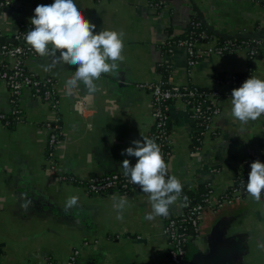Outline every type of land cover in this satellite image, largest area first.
Listing matches in <instances>:
<instances>
[{"label":"crops","instance_id":"1","mask_svg":"<svg viewBox=\"0 0 264 264\" xmlns=\"http://www.w3.org/2000/svg\"><path fill=\"white\" fill-rule=\"evenodd\" d=\"M51 4L54 0H50ZM158 9L150 0H75L86 19L101 30L124 32L123 62L102 74L97 91L89 94L80 84L68 90L66 81L76 66L58 64L50 71L41 65L50 57L28 61L29 70L56 78L61 98L57 112L31 89H24L21 105L26 119L9 128L0 125V263L68 264L71 254L80 251L78 264H172L163 216L147 220L151 212L148 194L88 193L81 184L62 180L47 157L49 133L46 123L62 122L56 161L66 174L84 180L95 174L124 171L122 161L134 166L137 158L122 155L132 141L150 137L154 127L151 93L143 86L163 78L162 64L171 66V84L211 87L223 90L219 76L246 73L264 80V58L250 60L245 48L227 54L205 53L193 67L187 51L175 46L167 52L164 42L190 31L197 17L212 32L210 42L226 39L217 35L199 18L204 14L220 33L239 35L260 31L264 45V0H163ZM47 0H36L22 12L0 14V35L8 41L15 36L18 22H30L34 10ZM12 43V42H10ZM209 43L202 45L205 50ZM59 54V53H57ZM85 94L94 109L82 116L75 108L77 97ZM221 112L214 120L217 136H208L200 146L193 144L196 121L184 101H174L170 115L169 167L184 188L213 189L212 201L233 182L246 159L264 163V117L241 124L231 114V97L220 101ZM11 108L10 91L0 85V109ZM78 205L65 209L69 197ZM126 196L128 206L117 219L113 196ZM181 210L179 201L173 205ZM238 245L228 264H264V196L256 202L249 194L220 207L209 208L201 218L197 236L187 250L209 252L218 242Z\"/></svg>","mask_w":264,"mask_h":264},{"label":"built area","instance_id":"2","mask_svg":"<svg viewBox=\"0 0 264 264\" xmlns=\"http://www.w3.org/2000/svg\"><path fill=\"white\" fill-rule=\"evenodd\" d=\"M50 4L51 1L47 0L46 5ZM150 4L158 9L166 6L163 0H150ZM0 7H7L8 9H12L11 13H15L17 9L22 7V0H0ZM18 27L19 29L15 31V42L0 45V85H6L9 88L11 102L10 110L5 111L0 109V125L6 127H14L17 123L26 119L21 105V96L24 89H31L35 97L46 102L57 112L61 108V98L55 76H41L28 69V61L41 56L25 40L27 31L30 30L26 27V23L21 22L18 24ZM204 27L201 21L194 19L190 31L184 37L171 38L164 42L163 45L167 52H172L175 46L184 47L188 54L189 65L192 67L199 62L205 53L227 54L236 49L245 48L248 56L255 58L259 53V49L263 47V42L260 39H225L222 42L219 41L212 44L210 42L211 37ZM200 39L207 40L206 43H209L205 50H202L204 42H201ZM235 40H242V43L236 44ZM250 40H255V45H252ZM251 70L249 69L244 73L243 77L237 74L227 75L226 78L217 79L216 82L223 89V93L231 97L233 90H231V87L233 86L234 89L239 88L246 79L253 76ZM143 86L150 91L152 96L154 127L149 138L155 139L156 143L160 146L163 159L168 167V148L171 146L168 122L170 121L169 109L172 100L184 101L188 105L190 114L196 122L197 118H203L205 129L200 133L201 136L205 135V137H208L216 133L217 129L214 127V120L221 112L220 101H222L218 98L219 92L217 90L205 95L206 101L208 103L211 101L212 104H209L207 106L208 109L204 110L203 106L206 103L192 104L190 101L191 97H195L198 94L195 86L190 87L189 85L180 86L175 84L166 86V82L162 79L146 83ZM75 108L84 117L92 113L94 106L89 98L83 94L77 97ZM262 116L264 117V114ZM45 125L49 133L47 157L51 161L50 167L58 173L62 180L77 182L84 186L85 190L91 194L141 191L137 185L131 182L130 177H125L124 171L95 174L84 180L74 179L66 174L62 165L56 161V149L61 139V119L58 116L57 119L48 121ZM256 160L259 159L252 157L244 161L243 165H246L248 174L251 171V163ZM168 174L172 175L170 167ZM243 178L241 174H237L233 183L218 196L215 205L212 204L213 189L210 186L211 191L202 194L201 200H194L189 195L181 193V196L177 200L180 203L181 210L175 212L173 206H171L169 214L163 217L165 232L169 240L167 252L172 264H186V243L192 238L187 225H191L193 231L199 233L201 218L206 210L220 207L224 203H233L248 194L246 191L247 182ZM262 196H264V193H262ZM79 256L80 251L76 249L71 254L68 264H78Z\"/></svg>","mask_w":264,"mask_h":264},{"label":"clouds","instance_id":"3","mask_svg":"<svg viewBox=\"0 0 264 264\" xmlns=\"http://www.w3.org/2000/svg\"><path fill=\"white\" fill-rule=\"evenodd\" d=\"M30 23L34 27L27 31L26 42L39 56L51 58V63L41 65L44 71L58 64L76 66L74 75L66 81L68 90L83 84L89 94L96 92V81L101 75L114 72L118 62L124 60V32H96V25L85 18L75 0H54L50 5H37ZM231 114L241 124L256 121L264 114V80L250 76L239 88L232 90ZM132 144L134 147H128L121 154L134 156L137 162L132 166L128 159L123 160L124 175L148 194L151 212L145 219L166 217L181 196L183 184L178 177L168 174L169 167L155 139L143 137L142 141L134 140ZM250 167L246 191L259 202L264 193V163L256 160ZM113 200L116 218L122 220L128 198L114 195ZM78 201L76 195L69 197L64 210L67 212L77 206ZM258 246L264 248V242Z\"/></svg>","mask_w":264,"mask_h":264},{"label":"trees","instance_id":"4","mask_svg":"<svg viewBox=\"0 0 264 264\" xmlns=\"http://www.w3.org/2000/svg\"><path fill=\"white\" fill-rule=\"evenodd\" d=\"M36 2V0H22V6L23 7H25V6H27V5H29V4H34ZM35 5H37V3L35 4ZM12 9H9V11L10 12H12L11 11ZM22 12L23 11V9L20 7L19 9H17L16 10V12ZM16 14V13H15ZM195 19H198L197 17L195 18ZM20 22V21H19ZM19 22L17 23V24H19ZM26 27H28L29 29H31V28H33L34 26L33 25H31V23H29V22H26ZM206 30H207V32L209 33V35H210V37H211V35H212V32L210 31V30H208L206 27H204ZM185 36V34L184 35H182V36H178V37H184ZM225 39H220V42H222V41H224ZM200 41L201 42H204V43H206L207 42V40H202V39H200ZM236 44H240V43H242V40H235L234 41ZM250 42H251V44L252 45H255V43H256V41L255 40H250ZM259 56H262V58H264V45H263V47L261 48V49H259V53H258V55L257 56H255V58L256 57H259ZM250 58V57H249ZM254 58H250V60H253ZM162 68H163V78H162V80H164L165 82H166V86H171L172 84L169 82V78H170V76H171V66L169 65V64H167V63H165V64H162ZM237 75H240L241 77H243L244 76V73H242V74H237ZM227 77V75L226 76H219L217 79H224V78H226ZM190 87H196V89H197V91H198V94L197 95H195V97H191L190 98V101H191V103L193 104H198V103H206L204 106H203V108H204V110H207L208 108H207V106L209 105V104H212L211 103V101L208 103L207 101H206V97H205V95H207V94H211L212 92H214V91H218L219 92V96H218V98L220 99V100H223L224 98H226L227 96L225 95V93H223V90H219L218 88H211V87H199V86H196V85H189ZM232 89H234V87L232 86L231 87V90ZM149 91V90H148ZM150 92V91H149ZM175 100H172V102H171V104L174 102ZM197 120V124H196V132H195V134H194V141H193V144H195L196 146H200V144H202L204 141L203 140H205L206 139V137H205V135H203V136H201V132H203L204 131V129H205V122H204V120H203V118H197L196 119ZM170 127H171V123H170V121L168 122V128L170 129ZM9 128H12V127H9ZM171 133V131H169V134ZM219 134V130L217 129V131H216V133H214V134H212L211 136H217ZM200 138V139H199ZM168 150H169V154H170V147L168 148ZM169 154H168V157H167V159L169 160ZM246 165H243V168L244 169H241L240 170V172H238V174H241V176L242 177H244L243 179L245 180V182H248V178H246V177H248V173H247V167H245ZM234 181V180H233ZM236 182H238V181H236ZM233 183V182H232ZM235 184V183H234ZM211 191V188L209 187V186H205V188L202 190V191H198V190H191V189H187V188H184L183 187V190H182V193H184V194H187V195H189L190 197H192L194 200H201L202 199V194H204V193H208V192H210ZM215 208V207H214ZM188 227V231L192 234V237L194 236H197V234H198V232H194L193 231V229L191 228V225H187ZM188 243L189 242H187L186 243V248L188 247Z\"/></svg>","mask_w":264,"mask_h":264},{"label":"water","instance_id":"5","mask_svg":"<svg viewBox=\"0 0 264 264\" xmlns=\"http://www.w3.org/2000/svg\"><path fill=\"white\" fill-rule=\"evenodd\" d=\"M199 18L204 22V24L209 27L212 31H214L217 35L226 38V39H258L260 37V31H256L253 33H245L239 35H229L228 33H220L215 30L213 26H210L207 20L204 17V14L199 11L197 8L195 9ZM2 12H9L7 7H0V14ZM19 27L14 28L13 30H18ZM14 43L15 37L11 41H8L6 37L0 35V45L5 43ZM238 245L234 241L226 242H218L214 250L209 252H202L199 250H187L186 254V264H228L232 255L237 251Z\"/></svg>","mask_w":264,"mask_h":264}]
</instances>
